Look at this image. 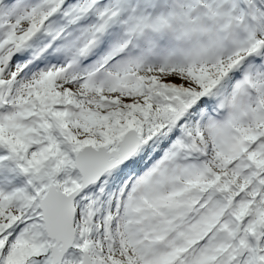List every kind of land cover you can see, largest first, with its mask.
<instances>
[{
	"label": "snow or ice",
	"instance_id": "1",
	"mask_svg": "<svg viewBox=\"0 0 264 264\" xmlns=\"http://www.w3.org/2000/svg\"><path fill=\"white\" fill-rule=\"evenodd\" d=\"M0 264H264V0H0Z\"/></svg>",
	"mask_w": 264,
	"mask_h": 264
}]
</instances>
